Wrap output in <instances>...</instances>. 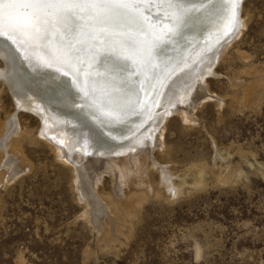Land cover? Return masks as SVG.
<instances>
[{
	"label": "rangeland",
	"instance_id": "rangeland-1",
	"mask_svg": "<svg viewBox=\"0 0 264 264\" xmlns=\"http://www.w3.org/2000/svg\"><path fill=\"white\" fill-rule=\"evenodd\" d=\"M241 6L242 33L205 78L221 99L179 104L188 121L168 114L163 146L147 154L150 188L136 194L124 185L130 203L114 234L107 215L98 228L88 221L94 210L75 187L74 169L0 80V122L18 119L25 163L8 180L0 170V264H264V0ZM157 166L179 191H167ZM102 170L97 192L107 203L111 177Z\"/></svg>",
	"mask_w": 264,
	"mask_h": 264
},
{
	"label": "bare ground",
	"instance_id": "bare-ground-1",
	"mask_svg": "<svg viewBox=\"0 0 264 264\" xmlns=\"http://www.w3.org/2000/svg\"><path fill=\"white\" fill-rule=\"evenodd\" d=\"M241 1L237 8V26L227 36L224 32L230 0H222L191 14L177 36L165 38L155 54L154 62L159 67L150 83L142 85V77L131 76L127 86L116 85L121 88V93L114 97L119 105L118 116L103 114L74 86L72 74L64 75L69 71L67 68L58 71L55 66L45 67L37 60L33 47L22 44L10 33L0 35L3 63L0 80L6 84L19 108L28 109L42 120L39 136L52 145L60 161L74 169L75 187L84 205L94 210L92 217H87L93 227L99 226V219L105 214L109 217V233L114 234L120 210L127 212L130 203L124 197L131 190L125 192L124 185L133 184L134 187L129 185L128 188L136 194L150 188L147 154L163 146V123L168 114L176 110L188 121L187 112L178 110L179 104L193 107L197 100L221 99L207 88L205 78L215 73L216 61L242 33L245 21L240 15ZM193 3L200 6L197 0ZM99 70L103 71V67ZM260 79L264 80V76ZM21 136V125L15 115L0 122V170L5 169L7 180L25 167L20 152ZM142 149L145 150L143 154L140 153ZM104 167L112 184L107 203L97 192ZM158 170L167 191L176 190L175 194L180 190L179 185L170 180L166 166ZM196 172L202 176L199 168Z\"/></svg>",
	"mask_w": 264,
	"mask_h": 264
},
{
	"label": "snow or ice",
	"instance_id": "snow-or-ice-1",
	"mask_svg": "<svg viewBox=\"0 0 264 264\" xmlns=\"http://www.w3.org/2000/svg\"><path fill=\"white\" fill-rule=\"evenodd\" d=\"M197 2L199 7L193 0H0V35L33 47L45 67L67 68L64 75L71 73L74 86L103 114L118 116L116 85L127 86L131 76L150 83L165 38L177 36L191 14L222 0ZM238 3L230 0L225 36L237 26Z\"/></svg>",
	"mask_w": 264,
	"mask_h": 264
},
{
	"label": "water",
	"instance_id": "water-1",
	"mask_svg": "<svg viewBox=\"0 0 264 264\" xmlns=\"http://www.w3.org/2000/svg\"><path fill=\"white\" fill-rule=\"evenodd\" d=\"M239 1H241V0H239Z\"/></svg>",
	"mask_w": 264,
	"mask_h": 264
}]
</instances>
